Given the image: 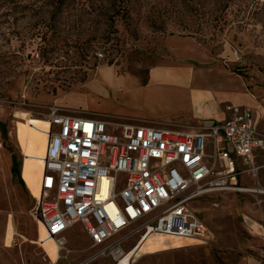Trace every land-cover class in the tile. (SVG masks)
I'll list each match as a JSON object with an SVG mask.
<instances>
[{
    "label": "rangeland",
    "instance_id": "1",
    "mask_svg": "<svg viewBox=\"0 0 264 264\" xmlns=\"http://www.w3.org/2000/svg\"><path fill=\"white\" fill-rule=\"evenodd\" d=\"M76 1L59 13L57 0H0V264L85 259L58 263L35 219L53 110L181 131L188 101L141 82L156 67L192 66L209 75L203 86L246 94L264 135V0ZM237 184L253 186L247 177ZM260 186L259 197L226 190L201 198L192 207L204 239L156 238V256L134 264H264V179ZM68 237L74 253L89 246L81 226Z\"/></svg>",
    "mask_w": 264,
    "mask_h": 264
},
{
    "label": "built area",
    "instance_id": "2",
    "mask_svg": "<svg viewBox=\"0 0 264 264\" xmlns=\"http://www.w3.org/2000/svg\"><path fill=\"white\" fill-rule=\"evenodd\" d=\"M226 111V121L184 132L53 110L35 219L59 249L58 263L78 254L85 256L78 264H123L154 237L200 242L207 227L193 203L226 190L263 195L256 115L236 106ZM246 177L253 186L240 188ZM77 226L89 246L74 253L68 234Z\"/></svg>",
    "mask_w": 264,
    "mask_h": 264
},
{
    "label": "crops",
    "instance_id": "3",
    "mask_svg": "<svg viewBox=\"0 0 264 264\" xmlns=\"http://www.w3.org/2000/svg\"><path fill=\"white\" fill-rule=\"evenodd\" d=\"M190 66V65H187ZM199 69L194 67H188L187 69H175L171 66H161L150 70L148 77V84H158L160 87H168L176 90L180 97L188 101L190 107L191 116L187 119V123L177 126L178 129L184 132L197 131L202 125L210 123H222L230 118L227 113L226 108L228 106H236L240 108L251 109L255 108L254 102L246 95L242 93L235 92L234 90H227L222 87H217L216 85L207 86L209 80L207 79V74L201 73ZM211 76V75H210ZM199 80L206 81V86L199 83ZM228 82V81H227ZM232 85V84H231ZM233 86V85H232ZM255 113V112H254ZM256 115V114H255ZM84 117H95L96 116H84ZM257 118V116H256ZM101 121H108L101 117H97ZM258 124V118H257ZM141 127H151L155 129H167L163 124H154L149 126L148 124H138ZM47 234V233H46ZM160 239L162 237H154L146 241L144 244L146 246L143 248V252H140L135 257V262L143 257L156 256L157 250L151 251L149 243H153L154 239ZM167 239V238H164ZM172 240V239H167ZM178 241H186L180 240ZM194 242V241H188ZM197 242V241H195ZM54 243V242H53ZM141 246V245H140ZM141 249V248H140ZM78 254H73L76 256ZM83 256V255H78ZM72 258V257H71Z\"/></svg>",
    "mask_w": 264,
    "mask_h": 264
},
{
    "label": "trees",
    "instance_id": "4",
    "mask_svg": "<svg viewBox=\"0 0 264 264\" xmlns=\"http://www.w3.org/2000/svg\"><path fill=\"white\" fill-rule=\"evenodd\" d=\"M71 3H72L71 0H57L56 10L59 13L65 12L68 9V7L71 5ZM75 4L80 5V2L75 0ZM82 9H83V7L81 8V10ZM141 84H142V86H146L148 84V80L146 82H141ZM12 164H13V168H12L13 174H16L19 176L18 164H17V160H16L15 156L12 157ZM20 179H21V177H20ZM21 181H22V179H21Z\"/></svg>",
    "mask_w": 264,
    "mask_h": 264
},
{
    "label": "bare ground",
    "instance_id": "5",
    "mask_svg": "<svg viewBox=\"0 0 264 264\" xmlns=\"http://www.w3.org/2000/svg\"><path fill=\"white\" fill-rule=\"evenodd\" d=\"M49 130H50V124H49ZM43 174H44V167H43V171H42V174H41V177H40V188H39V194H38V200L42 199L43 197V191H42V188H41V182H42V178H43ZM43 227V226H42ZM45 230V229H44ZM46 232V231H45ZM208 232V229L206 228V232H205V235L206 233ZM206 237V236H205ZM55 245V243H54ZM145 245V244H142L138 250L134 253H132L130 256H128L125 261L123 262V264H129L130 260L135 256L137 255V253L139 252L140 248ZM55 248H56V252H57V261L59 260L60 256H61V253L59 252V249L57 248V246L55 245Z\"/></svg>",
    "mask_w": 264,
    "mask_h": 264
}]
</instances>
